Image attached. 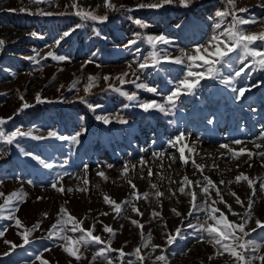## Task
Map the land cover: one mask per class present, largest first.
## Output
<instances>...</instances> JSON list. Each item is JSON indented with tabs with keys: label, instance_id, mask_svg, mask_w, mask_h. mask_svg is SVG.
Returning a JSON list of instances; mask_svg holds the SVG:
<instances>
[{
	"label": "rangeland",
	"instance_id": "rangeland-1",
	"mask_svg": "<svg viewBox=\"0 0 264 264\" xmlns=\"http://www.w3.org/2000/svg\"><path fill=\"white\" fill-rule=\"evenodd\" d=\"M78 2L81 7L94 9L98 15L107 14L109 20L97 23L82 21L74 15L38 16L19 12L21 7H27L32 12L39 8L54 13H71L73 9L70 6L65 7L70 5V0H49L40 5L30 4L29 0H0V40L5 42L0 49V117H12L7 121L4 130H33L34 135L46 137L49 131L67 137L81 132L79 143L75 145L71 141L55 138L35 140L23 137L11 145L0 141V191L6 194L12 191L26 193L16 215L29 227L41 222L40 230L33 232L29 237L30 243L5 256L4 253L9 251L10 246L4 243V239L16 244H23V240L17 235L19 229L14 226V222L0 220V230L7 229L5 236L0 237V264H40L36 259L37 255H42L50 264H90L98 245L93 244L83 250L86 258L77 262L62 251L60 241L46 238V230L55 221L61 207L82 219L85 229L95 224L94 235H101L102 239L107 240L109 234L102 231V224L97 221L113 227L116 235L112 238L111 246L116 249L123 248L125 253H132L137 246L144 243L140 238V230L130 223V217L144 225L145 234L151 233L152 244L164 248L167 264H232L227 255L208 259L215 251L213 247L206 240H200L193 229L186 227L189 222L197 224V216L202 217L203 214L187 216L190 197L179 194L171 196L169 188L175 189L179 185L170 184L168 179L161 181L155 173L162 172L165 177L170 176L177 182L185 174L193 181L202 180L195 168L184 167L179 160V153L167 147V140L183 131L186 133L185 143L196 150V162L207 165L204 175L209 176L220 187L224 200L231 205L234 212L243 215L252 189L246 181L232 184H227V181L243 172L256 182V195L252 197V219L248 222L246 231L256 227L257 219L264 222V192L259 189V183L264 181L262 159L254 156L246 163V156L237 161L231 159L230 153L221 158V153H226V150L219 147L220 144H230L232 140L239 139L245 143L231 145L233 149L238 151L239 148L246 147L253 152L258 151L249 141H256L259 133L264 131V70L255 67L247 69V75L233 77L232 84L228 86L220 83L219 78L204 80L195 95L182 96L177 108L168 115L144 112L135 104L124 108L123 105L129 102L108 87V84H112L129 93L136 92L140 100L162 101L172 83L179 77L180 66L163 64L159 69L140 71L136 62L147 56L150 48L144 42L126 47L128 41L134 38L133 34L136 32H140L142 37L147 34H163L171 43L160 45V49L167 50L173 56H179L181 50L190 51L208 39L215 23L214 13L224 7L225 0H197L190 8L168 5L159 10L139 9L131 12L128 11L129 8L134 9L137 4L148 3L149 0H112L117 10H107L103 7V0ZM262 2L264 0H236L237 8L248 9L239 15L249 19L255 18L257 21L255 24L244 26L250 32L264 28V8L260 7ZM121 5L124 7L121 8ZM135 18L146 21L151 26L141 29L134 23ZM77 24L81 27L61 41L59 46L54 44L63 32ZM96 32L100 35L97 36ZM254 46L264 50V45L259 42ZM137 47L140 52L135 51ZM48 51L67 59H42ZM33 56L40 63L27 59ZM88 61L94 63H87ZM130 63L132 70L140 77L137 82L155 87L161 95L136 89L131 83L123 86L119 84L115 77L130 71ZM240 66L235 63L233 55V61L221 68V77L227 79ZM105 75L113 79L105 82ZM89 76L97 77V81L90 94L85 96L83 88ZM127 79L134 77L130 75ZM244 86H247L245 95L237 101L231 88ZM37 93L44 102L37 103ZM78 97H84L88 103L100 107L92 111ZM25 102L30 107L17 113ZM117 113L128 123L113 122L105 125L95 118L97 115ZM209 120H212L211 124L208 123ZM160 150L177 157L170 169V160L165 159L164 169L161 170L158 162L152 157L154 151ZM260 151H264V148ZM23 152H31L52 163L53 169L43 168L31 156L23 155ZM141 158L148 161L154 175L148 178L147 168L141 170L138 167L129 172V178L141 194L154 192L150 184L157 183L165 195L159 204L153 196L134 200L133 203L143 213L142 217L133 213L131 207L125 206L122 214L114 218L115 213L111 207L103 202V194H108L118 203L129 198L132 189L125 179L121 178L120 172L126 163L138 164ZM214 163L218 168L212 167ZM237 164L240 165L239 168ZM249 164L252 166L249 167ZM84 165L88 166L89 191L81 193L75 189L78 185L82 186L80 178L85 176ZM108 165L113 167L109 168ZM101 170L109 177L107 182L97 177L96 173ZM62 172L68 173L63 177V186L72 188V192L61 194L50 186L56 174ZM141 175L144 178H141ZM220 180H224L225 185H219ZM97 184L100 185L99 188L96 187ZM195 190L197 203L203 204L205 196L200 193L199 188ZM231 192H235L245 202V207L236 203ZM212 197L216 198L214 191ZM2 202L3 198H0V203ZM216 207L225 212L229 220L239 222V217L231 215L224 204L218 203ZM173 208L182 216H176L171 211ZM154 209L161 213L162 220L152 218ZM102 212L109 214L100 215ZM44 213H47V218ZM182 218V238L170 246L166 245L164 233L173 232L177 226H181ZM246 239L264 244V230L251 232ZM45 248L51 251L45 252ZM160 251L157 249L153 252L150 247L142 248L146 256L145 264H152ZM256 254H264V247L260 248L259 253H248L250 256ZM111 255L115 257L117 254ZM127 259L134 257H126ZM94 264H104V261L98 258Z\"/></svg>",
	"mask_w": 264,
	"mask_h": 264
},
{
	"label": "snow or ice",
	"instance_id": "snow-or-ice-1",
	"mask_svg": "<svg viewBox=\"0 0 264 264\" xmlns=\"http://www.w3.org/2000/svg\"><path fill=\"white\" fill-rule=\"evenodd\" d=\"M49 0H29L30 4L40 5L42 3H47ZM197 0H149L148 3L141 2L135 6V8H129L128 11H135L139 9H155L159 10L168 5H177L184 8H190ZM71 7L73 11L71 13L61 11V12H48L41 9H37L35 12H32L27 7H21L19 9L20 13H27L30 15L38 16H53V15H74L79 17L82 21H92L97 23H105L109 20L107 14L98 15L94 9H89L81 7L78 0H70V5H65V7ZM103 7L107 10H117V6L112 2V0H103ZM121 8L124 6L121 5ZM260 7L264 8V2L260 4ZM9 11H16L15 9H9ZM247 8H237L236 0H225L224 7L221 10H217L214 13L215 23L212 27V33L208 39L197 45L195 48L190 51L181 50L179 56L171 55L167 50H161L160 45H168L171 41L163 34L153 35L147 34L142 37L140 32L134 33V38L128 41L126 47H132L137 45L138 42L146 43L150 52L147 56H144L143 59L137 63V68L140 71L146 69H159L161 65H175L180 66V75L172 83V86L169 88L167 95H164L162 101L157 100H140L136 92L129 93L128 91L123 90L122 87H114L112 84H108V87L115 92L119 93L124 97L129 103L123 105L124 108L130 107L132 104H135L144 112H159L164 115L170 114L174 109L177 108L178 102L182 96H193L196 94V90L201 87V82L204 80H217L219 78L220 83L228 86L232 84L233 77L239 78L243 75H247L246 70L250 68H258L264 70V50H261L259 47H255L257 42L261 45H264V28L257 32H250L244 26L249 24H255L257 21L255 18H245L239 13L247 12ZM129 19H133L129 17ZM134 23L141 29H147L151 25L139 18L134 19ZM81 25L77 24L75 27L70 28L69 30L62 33L58 39L54 41L56 46H59L61 41L66 37L70 36L76 29L80 28ZM30 35H37V33H30ZM96 35L99 36V32H96ZM106 39V37H105ZM4 41L0 40V49L3 48ZM136 52H140V49L135 48ZM37 55H39L37 53ZM233 55H235V63L241 65L238 67L227 79L221 77V68L226 64H230L233 61ZM51 58L53 60L64 61L67 57L56 55L52 51H48L42 59ZM249 58L251 60L249 61ZM27 59L32 60L35 63H40L36 57H28ZM247 61V63H246ZM87 63H94V61H88ZM83 67V65H82ZM130 71H125L115 77L119 84L123 86L126 83H131L135 86L136 89H144L147 92L153 93L155 95H161L155 87H150L144 83H138L140 79L137 72L132 70V64L128 65ZM134 77V79H127L129 76ZM105 82L113 79L111 76L105 75L103 77ZM97 77L89 76L88 82L85 84L83 91L85 96L90 94V91L95 87ZM78 83V82H77ZM75 87V83L72 85ZM247 86L244 87H232L231 91L235 93V99L237 101L241 100L246 91ZM82 102L87 104V107L96 111L99 105H93L88 103L84 97H78ZM37 103L44 102L39 93L35 97ZM23 100V97H21ZM30 105L25 102L22 107L17 110V113L27 109ZM97 120L102 121L103 124L108 125L113 122L120 124H127L128 121L123 118L118 113L115 115H97L95 117ZM12 117L3 118L0 117V141L6 142L7 144H14L18 138L30 137L35 140H44L46 138H55L60 141H71L73 145L78 144V137L81 135V132L75 133L71 137L59 135L55 131H49L47 137L44 135H34L33 130L23 131L19 128L12 130L11 132H6L4 126L8 120H11ZM209 124L212 123V120L208 121ZM186 133L180 131L177 135L171 137L167 140V147L169 149H174L179 153V160L184 167L191 166L200 173L202 180L193 181L187 174L183 175L181 179L177 182L173 180L170 176L165 177L162 172L155 173L159 176L160 180L163 181L168 179L170 184H178L179 186L175 189L169 188V193L171 196L186 195L190 197V209L187 213V216H193L197 213H202V217L197 216L198 223L192 224L189 222L186 227L188 229H193L196 234L199 235L200 240H206L215 250L213 254L209 255L208 259L213 260L216 257H223L227 255L231 258L232 264H256L258 261L259 264H264V254L248 255V253L254 252L259 253L260 248L264 247V244L255 242L251 239H246L251 232H255L258 229L264 230V222L257 219L255 221L256 227L252 228L250 231H246L248 222L252 219V209H253V199L256 195L255 181L250 178L245 173L241 172L236 175L234 178L227 181V184L239 183L241 181H246L250 189H252L251 195L247 201L246 211L241 215L232 210L231 205L227 204L224 200L223 194L221 193L220 187L211 180L207 175H204L205 168L207 165L197 163L194 156L196 154L195 148L189 146L185 143ZM245 142L239 139L232 140L230 144L224 143L220 144L221 149H225L226 153H221V158L226 154H231V159L239 161L242 156H246V163L253 159V157H259L262 159V165H264V151L260 149L264 148V131H261L256 138V141H249L253 144V147L258 151L253 152L252 150L247 149L246 147H241L239 150H235L231 145H241ZM187 153V155H186ZM25 156H31L33 160L37 161L38 164L42 165L45 169H53L54 165L52 163L46 162L44 159L40 158L37 155H34L31 152H23ZM152 157L155 161L158 162V166L161 170L164 169V161L167 158L171 161L168 164L170 169L172 163L176 162L177 157L174 155L168 154L165 150L154 151ZM237 164V168H239ZM249 167L252 165L249 164ZM107 167L111 168L112 165ZM143 170L147 168V177L151 178L154 173L152 167L149 166L148 161H145L143 158L139 161L138 164H125L121 169L120 176L125 179L126 183L132 189L130 197L126 198L122 202H117L111 198L108 194H103V202L105 205L111 207L112 212L115 213L114 218H118L125 206L131 207L133 213L138 216H143V213L139 210L138 207L133 203L134 200H139L141 198L148 199L150 196H153L157 203L159 204L162 197L165 193L160 190L157 183H151L150 188L154 192L149 193H139L136 184L131 178H129V172L134 171L137 168ZM214 169L218 168V165L215 163L212 165ZM88 166L84 165L85 176L81 177L82 186L78 185L75 189L81 193L89 191V179L87 177ZM231 171V169H229ZM68 175L66 172L57 173L55 179L51 182V187L60 192L61 194H66L72 192V188H65L63 186V177ZM97 177L101 178L103 181L107 182L109 177L105 174L104 171H98L96 173ZM195 175V173H194ZM141 178H144L141 175ZM224 180L219 181V185H225ZM97 188L100 187L99 184L96 185ZM196 188H199L200 193L205 196V201L203 204L197 203V192ZM187 189V191H186ZM260 191L264 192V181L259 183ZM212 191L215 192V197H212ZM235 197L236 203L245 207V202L240 199L235 192L230 193ZM26 193L23 191H12L10 193H4L0 191V198H3V202L0 203V220H7L14 222V226L19 229L17 235L23 240V244H16L12 241L4 239V243L9 245V251L5 252L4 255L8 256L12 251L17 248H22L24 245L30 243L29 237L35 231L40 230L41 222H37L33 225L26 226L20 218L16 215L19 211V204L24 202ZM38 199H41L38 197ZM210 201V202H209ZM224 204L228 209V212L233 216L239 217V222L232 221L228 219V216L223 212L219 207H216L217 204ZM176 216L181 217L182 214L175 208L171 210ZM107 212H102L100 215H108ZM45 218H47V213H44ZM152 218L162 220L163 217L159 211L155 209L151 213ZM130 223L137 227L140 230V238L144 243L141 246H137L132 253H125L123 248L116 249L113 248L112 238L116 235V230L110 225L103 224L102 221H97L102 224V231L109 234L107 240L102 239L101 235H94L96 225L93 224L89 228L85 229L83 227L84 221L78 219L77 217L71 215L70 212L65 207H61L57 214L55 221L50 225L46 230V238L49 240H58L60 241V247L64 253L69 257L74 258L77 262L81 259H85L83 255V250L87 249L91 245H98L95 254L91 257L90 264L99 258L104 261V264H145L146 256L142 252V248H151L153 252L157 249H160V254L155 256L152 264H167V256L164 254V248L161 245L152 244V235L149 232L145 234L143 229L144 225L136 219H131ZM211 221V222H210ZM166 228L167 225L165 224ZM7 229L0 230V237L5 236ZM184 231L183 227V218L181 221V226H177L173 232H165V242L166 245L170 246L174 244L179 238H182V233ZM71 233V235H69ZM45 252L51 251V249L45 248ZM111 253H116L117 255L113 257ZM126 257H134V259H127ZM36 259L40 264H50V262L44 258L42 255H37Z\"/></svg>",
	"mask_w": 264,
	"mask_h": 264
}]
</instances>
